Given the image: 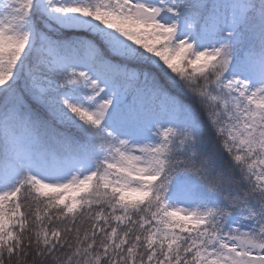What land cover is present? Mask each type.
<instances>
[{
    "label": "snow or ice",
    "instance_id": "6c2138e0",
    "mask_svg": "<svg viewBox=\"0 0 264 264\" xmlns=\"http://www.w3.org/2000/svg\"><path fill=\"white\" fill-rule=\"evenodd\" d=\"M0 264H264V0H0Z\"/></svg>",
    "mask_w": 264,
    "mask_h": 264
}]
</instances>
